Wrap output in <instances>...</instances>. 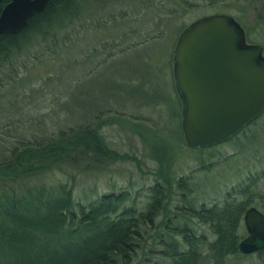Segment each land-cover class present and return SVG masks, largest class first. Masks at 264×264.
<instances>
[{
    "label": "rangeland",
    "instance_id": "obj_1",
    "mask_svg": "<svg viewBox=\"0 0 264 264\" xmlns=\"http://www.w3.org/2000/svg\"><path fill=\"white\" fill-rule=\"evenodd\" d=\"M96 3L95 14H81L79 34L67 43L61 35L73 33L74 24L58 33L56 45L50 37L27 39L19 55L11 57L18 68L15 80L0 68V151L87 122L100 110L105 144L129 158L72 171L76 197L94 187L91 200L128 186L133 192L151 185L162 166L174 185L173 204L181 206L186 199L196 207L211 206L247 198L248 207L264 213V113L227 142L189 149L181 143L182 107L172 76L179 33L203 15H231L246 43L261 45L264 55V0H107L103 8ZM159 147L167 149L162 163L155 159ZM48 176L66 178L59 171ZM184 176L190 189L185 198L175 186ZM247 184L250 194L241 196L238 191ZM145 201L138 199L140 205ZM191 226L213 237L208 225L192 220ZM237 231L241 239L247 236L242 219ZM145 259L138 257L133 264H152ZM152 259L160 257L153 254ZM228 262L264 264V257L241 254Z\"/></svg>",
    "mask_w": 264,
    "mask_h": 264
},
{
    "label": "trees",
    "instance_id": "obj_2",
    "mask_svg": "<svg viewBox=\"0 0 264 264\" xmlns=\"http://www.w3.org/2000/svg\"><path fill=\"white\" fill-rule=\"evenodd\" d=\"M96 1L102 8L107 5V0H50L21 34L0 36V68L7 69L4 76L10 81L18 77L11 57L19 55L27 39L50 37L56 45L66 24L77 29L73 26V33L62 34L61 41L65 44L76 37L82 27L81 14H95L92 2ZM175 93L178 96L177 90ZM104 122L99 110L87 122L0 151V264H133L146 256L145 262L152 264H165L161 260L168 264H232L228 257H241L237 230L249 199L198 207L184 199L185 204L178 206L171 202L174 185L162 174V166L154 172L151 185L133 192L128 186L91 200L94 187L76 197L72 171L83 164L94 170L129 158L105 144L100 134ZM211 147L188 148L202 151ZM166 150L161 152L159 147L157 156L154 154L160 163ZM56 171L66 174L64 181L48 176ZM186 184V176L175 181L183 198L190 192ZM250 190L247 184L238 192L245 196ZM139 198L146 201L140 205ZM192 220L208 225L213 237L195 232ZM153 254L161 260L152 259Z\"/></svg>",
    "mask_w": 264,
    "mask_h": 264
},
{
    "label": "water",
    "instance_id": "obj_3",
    "mask_svg": "<svg viewBox=\"0 0 264 264\" xmlns=\"http://www.w3.org/2000/svg\"><path fill=\"white\" fill-rule=\"evenodd\" d=\"M50 0H12L0 16V35L24 27ZM172 76L182 104L181 131L190 148L211 147L239 133L264 111V55L247 44L239 23L229 14L196 18L178 35ZM247 236L241 253L264 248V213L248 207L243 214Z\"/></svg>",
    "mask_w": 264,
    "mask_h": 264
},
{
    "label": "flooded vegetation",
    "instance_id": "obj_4",
    "mask_svg": "<svg viewBox=\"0 0 264 264\" xmlns=\"http://www.w3.org/2000/svg\"><path fill=\"white\" fill-rule=\"evenodd\" d=\"M12 2V0H0V16H1V14H2V12H3V10L7 7V5H9L10 3ZM49 3V2H48ZM48 5V4H47ZM47 7V6H46ZM45 7V8H46ZM44 8V9H45ZM43 11V10H42ZM41 11V12H42ZM37 13H39V12H34L29 18H28V20H27V23H26V25L24 26V27H22L19 31H17V32H15V33H12V32H7V33H4V34H1L0 36L3 38V36H5V35H19V34H21L28 26H30V24H32V20H33V18L36 16V14ZM174 88H175V85H174ZM175 91H176V88H175ZM263 113H264V111H263ZM262 113V114H263ZM261 114V115H262ZM260 115V116H261ZM259 116V117H260ZM259 117H257V118H259ZM256 118V119H257ZM255 119V120H256ZM242 220H243V216H242ZM245 238V237H244ZM240 241H241V239H240ZM240 251V250H239ZM241 253V252H240ZM264 248L263 249H260V250H258V251H256V252H253V254H258V255H261L262 257H264ZM241 254H244V253H241ZM249 254H251V253H249ZM244 255H246V254H244Z\"/></svg>",
    "mask_w": 264,
    "mask_h": 264
}]
</instances>
